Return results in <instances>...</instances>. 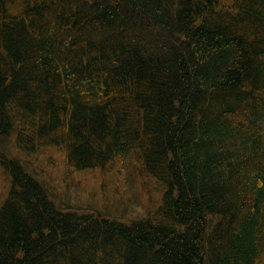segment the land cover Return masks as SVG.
I'll return each instance as SVG.
<instances>
[{"label":"trees","instance_id":"1","mask_svg":"<svg viewBox=\"0 0 264 264\" xmlns=\"http://www.w3.org/2000/svg\"><path fill=\"white\" fill-rule=\"evenodd\" d=\"M0 264H264V0H0Z\"/></svg>","mask_w":264,"mask_h":264}]
</instances>
